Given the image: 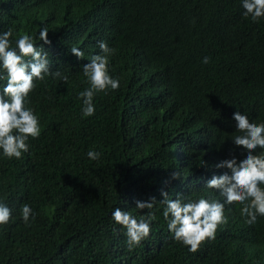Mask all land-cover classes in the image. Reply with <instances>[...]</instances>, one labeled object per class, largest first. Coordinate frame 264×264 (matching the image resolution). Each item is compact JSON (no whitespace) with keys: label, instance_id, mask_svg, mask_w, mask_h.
I'll return each mask as SVG.
<instances>
[{"label":"clouds","instance_id":"clouds-1","mask_svg":"<svg viewBox=\"0 0 264 264\" xmlns=\"http://www.w3.org/2000/svg\"><path fill=\"white\" fill-rule=\"evenodd\" d=\"M186 1L166 0L176 14L185 10ZM242 7L243 15L250 16L253 22L264 17V0H242ZM12 8L14 18L4 20L2 17ZM140 45L130 38V31H121L107 2L8 0L0 6V149L4 156L19 159L22 152L33 148L43 130L33 107L40 93H46V98L57 95L71 102L73 109L58 106L50 109L67 114L63 131L71 123L81 121L89 131L105 136L113 126L122 123L137 142L129 146L118 143L117 154L121 156L140 147L157 151L158 147L149 144L156 130L146 122L158 118L161 124L163 116L167 134L174 140L173 163L182 169L167 173L152 168L150 171L162 174L148 178L142 191L132 195L110 191L112 219L120 232L125 233L122 241L129 250H144L146 259H160V263L152 264H178L169 253L163 254L173 244L201 257L190 259L187 264H242L241 248H230L229 253L228 245L222 241V230L237 220L239 205L242 219L250 229L258 216H264V188L260 186L264 185V154L256 153L258 148L264 150V122H250L238 110L233 114L236 128L229 125L223 131L216 119V129L226 137L232 134L234 144L246 151L244 159L233 156L218 161V155L209 149L200 156L188 142L184 141V147L179 136L186 135L185 120L189 117L183 115L177 103L161 107L149 99V84L164 75ZM119 57L127 63L117 70ZM210 59L204 57L202 62L207 64ZM172 94L168 83L167 98ZM211 129L209 122L203 125L206 138L213 137ZM69 142L70 151L49 147L35 150L49 170L45 177L28 171L23 184L52 189L49 183L63 175L74 184L65 191L66 199L83 205L87 199L99 197L102 193L98 188L106 191L108 184L80 169L77 155L80 140L73 134ZM87 156L96 161L101 153L89 150ZM223 168L230 172L223 173ZM193 172L197 176L195 183H191ZM179 179L186 186L189 183L191 193L185 186H177ZM112 186L120 187L122 182L116 181ZM159 203L163 204L165 223L160 222L153 209ZM21 215L25 224L30 217L35 219L28 204L22 205ZM10 217L11 209L0 204V232ZM232 253L236 259L231 258ZM126 260L121 264H129Z\"/></svg>","mask_w":264,"mask_h":264},{"label":"trees","instance_id":"trees-1","mask_svg":"<svg viewBox=\"0 0 264 264\" xmlns=\"http://www.w3.org/2000/svg\"><path fill=\"white\" fill-rule=\"evenodd\" d=\"M87 1L107 2L121 31H130V38L141 43V48L160 68L165 78L159 75L155 83L149 84V99L161 107L167 103L181 106L183 115L189 117L185 120L186 135L179 136L184 147L188 142L200 156L209 149L218 155V161L233 156L246 157L242 146L234 144L232 134L226 137L216 129V119L223 131L229 125L236 128L233 114L238 110L246 114L250 122H264V17L258 22L245 17L242 0H187L185 10L178 14L166 0ZM7 2L0 0V6ZM14 10L12 8L2 18L10 21ZM204 57H210V62L203 63ZM126 63L119 57L115 68L118 70ZM168 83L173 92L170 99L166 95ZM46 97V93H40L33 102L43 130L30 152H22L17 159L4 156L0 149V204L11 209L10 220L0 232V264H121L125 259L129 264L160 263L157 257L146 259L144 250H129L122 241L125 233L120 232L112 219L110 191L132 195L142 191L148 178L165 171H181L182 167L173 163L174 140L167 134L163 116L161 124L158 118L146 122L156 130L149 144L158 147L157 151L140 147L121 156L117 154L118 143L129 146L137 142L122 123L113 126L105 136L89 131L81 121L71 123L63 131L68 122L67 114L50 109L57 106L73 109V106L60 96ZM148 106L144 105L146 110ZM205 120L212 126L211 138H206L202 130L207 124ZM73 134L80 140L77 150L80 169L108 184L106 191L98 188L102 193L99 197L89 198L83 205L66 199L65 191L74 184L63 175L49 183L52 189L23 184L28 171L45 177L49 170L35 150L49 147L70 151L69 137ZM89 150L100 152L99 160H91L87 156ZM256 153L264 154V150L258 148ZM154 167L163 171H150ZM223 169V173L230 172ZM196 180L193 172L191 183ZM116 181H121L122 186L113 188ZM177 186H185L188 193L192 191L189 183L186 186L181 179ZM24 204L32 208L35 216V219L29 218L28 224L21 215ZM241 208L239 205L237 220L222 230V241L228 245L229 253L230 248H241L242 264H264V216H258L250 229L242 219ZM153 209L160 222L165 223L163 204H155ZM166 253L177 259L178 264L201 258L179 244H173L163 254ZM231 258L237 256L232 253Z\"/></svg>","mask_w":264,"mask_h":264}]
</instances>
